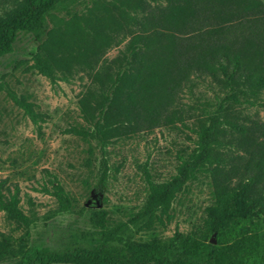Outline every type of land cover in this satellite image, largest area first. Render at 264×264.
<instances>
[{
    "label": "trees",
    "instance_id": "1",
    "mask_svg": "<svg viewBox=\"0 0 264 264\" xmlns=\"http://www.w3.org/2000/svg\"><path fill=\"white\" fill-rule=\"evenodd\" d=\"M61 0H17L0 13V56L12 50L18 31L38 42L31 67L50 82L65 78L85 51H73L75 38L90 35L89 54L99 58L112 42L111 15L96 18L89 33L76 21L65 30L46 29L45 14ZM131 12L118 11L114 29L127 39L118 54L101 60L92 73L97 90L87 89L78 100L91 128L71 126L65 131L99 144L98 185L107 175L108 137L117 127L150 126L176 99L191 79L207 80L216 105L196 119L192 145L177 155L174 173L154 181L144 171L146 194L124 221L111 223L104 208L91 209L88 228L73 237L88 246L55 251L41 241L28 242L30 217L19 205L18 187L0 180V211L22 233L0 232V262L7 264H234L207 244L199 255L191 238L175 232L167 242L136 241L135 235L163 227L171 217V203L187 183L208 177L211 202L205 207L210 232L248 231L264 217V121L239 105L261 106L264 93V3L261 0H124ZM89 20V19H88ZM91 21V20H90ZM108 29V30H107ZM12 100L39 128L41 113L31 102ZM172 109H169V111ZM116 124L117 126H113ZM41 191L54 197L58 210L71 205V197L54 175ZM259 264H264V246Z\"/></svg>",
    "mask_w": 264,
    "mask_h": 264
},
{
    "label": "rangeland",
    "instance_id": "2",
    "mask_svg": "<svg viewBox=\"0 0 264 264\" xmlns=\"http://www.w3.org/2000/svg\"><path fill=\"white\" fill-rule=\"evenodd\" d=\"M16 1L0 0V13ZM122 10L131 12L124 0H61L45 14L46 29L65 30L67 24L76 21L89 33L97 24L96 18L112 16L107 25L113 30L109 33L112 43L104 47L99 58L95 61L89 54L90 35L76 37L73 51L86 54L65 78L53 83L31 67V54L38 44L31 33L18 31L12 50L0 56V180L9 189L18 187L19 205L30 217L28 242L41 241L55 251L88 246L76 240L73 232L88 228L91 209H106L111 223L124 221L130 211L140 207L146 194L144 171L154 181L168 179L175 171L177 155L192 145L191 128L196 119L216 105L208 81L193 78L182 86L156 123L148 127H117L118 132L110 134L105 145L107 175L104 184L98 185V142L65 130L71 126L92 127L83 118L78 100L87 89L97 90L92 73L101 60L116 56L127 39L125 30L114 29L113 19L119 18L117 12ZM11 96L31 102L34 111L42 114L43 121L37 122L39 128ZM258 101L264 102V93L259 94ZM238 108L264 121V105L242 104ZM51 175L71 197L65 211L58 210L54 197L41 191L42 185L48 186ZM210 202L208 177L199 176L176 193L171 203L172 217L165 226L138 233L134 239L167 242L179 232L191 238L190 248L196 254H203L207 244H213L223 259L234 264H259L264 217L256 219L248 231L218 236L209 231L205 222V207ZM0 232L18 236L22 229L13 230L0 211Z\"/></svg>",
    "mask_w": 264,
    "mask_h": 264
}]
</instances>
